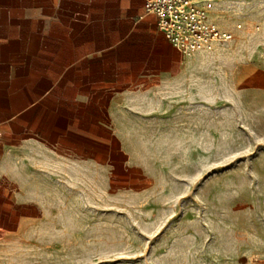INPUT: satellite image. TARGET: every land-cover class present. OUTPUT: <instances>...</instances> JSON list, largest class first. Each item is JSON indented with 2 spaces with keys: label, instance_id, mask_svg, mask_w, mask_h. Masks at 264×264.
Listing matches in <instances>:
<instances>
[{
  "label": "rangeland",
  "instance_id": "rangeland-1",
  "mask_svg": "<svg viewBox=\"0 0 264 264\" xmlns=\"http://www.w3.org/2000/svg\"><path fill=\"white\" fill-rule=\"evenodd\" d=\"M231 1L213 16L232 41L181 67L153 138L125 141L140 180L77 189L63 219L2 221L0 264H264V0ZM19 32L5 69L27 60Z\"/></svg>",
  "mask_w": 264,
  "mask_h": 264
},
{
  "label": "crops",
  "instance_id": "crops-1",
  "mask_svg": "<svg viewBox=\"0 0 264 264\" xmlns=\"http://www.w3.org/2000/svg\"><path fill=\"white\" fill-rule=\"evenodd\" d=\"M145 3L0 0V42L24 27L31 40L26 62L13 52L10 69L0 52V228L65 218L83 186L140 180L125 141L162 129V93L187 60L211 54L183 56ZM232 3L217 1L213 15Z\"/></svg>",
  "mask_w": 264,
  "mask_h": 264
},
{
  "label": "built area",
  "instance_id": "built-area-1",
  "mask_svg": "<svg viewBox=\"0 0 264 264\" xmlns=\"http://www.w3.org/2000/svg\"><path fill=\"white\" fill-rule=\"evenodd\" d=\"M219 0H146L148 14L156 16L165 38L183 55L212 53L234 38L213 17Z\"/></svg>",
  "mask_w": 264,
  "mask_h": 264
}]
</instances>
